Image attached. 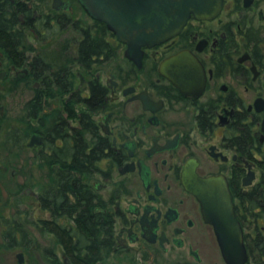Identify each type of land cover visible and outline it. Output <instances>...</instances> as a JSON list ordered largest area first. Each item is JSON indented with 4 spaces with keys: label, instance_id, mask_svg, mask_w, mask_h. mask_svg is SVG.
Listing matches in <instances>:
<instances>
[{
    "label": "flooded vegetation",
    "instance_id": "af4514ba",
    "mask_svg": "<svg viewBox=\"0 0 264 264\" xmlns=\"http://www.w3.org/2000/svg\"><path fill=\"white\" fill-rule=\"evenodd\" d=\"M9 5L17 34L6 54L0 50V97L7 99L0 124L7 116L9 164L25 151L44 166L38 190L30 179L11 191L35 195L49 212L35 224L55 219L76 235L85 211L102 214L113 226L114 246L106 244L97 264H115L111 258L228 264L201 200L184 184L185 169L194 167L201 177L227 179L244 231L245 264H264V0H223L212 18L191 14L177 34L142 46L140 63L81 0ZM184 50L198 59L181 64L187 78L200 75L195 66L205 74L203 84L189 82L186 91L175 83L170 60L167 75L161 71L165 59ZM53 178L56 197L49 199ZM25 205L5 221L19 225L12 246L23 248L31 221ZM48 232L61 246V252L45 248L50 258L62 264L78 258L76 238L70 257Z\"/></svg>",
    "mask_w": 264,
    "mask_h": 264
},
{
    "label": "water",
    "instance_id": "95a60500",
    "mask_svg": "<svg viewBox=\"0 0 264 264\" xmlns=\"http://www.w3.org/2000/svg\"><path fill=\"white\" fill-rule=\"evenodd\" d=\"M87 11L96 19L102 20L114 30L118 38L128 44L126 54L140 63L142 46L162 43L177 34L191 14L199 18L216 16L223 0H81ZM174 65L177 72L175 83L184 91L189 82L203 84V67L200 75L182 72L187 67L181 65L185 60L197 62V57L188 50L181 51L161 64V71L167 75L166 67ZM193 67L194 69H196ZM170 77H173L170 74ZM189 77V75H188ZM186 91V90H185ZM33 141L30 143L33 144ZM185 186L202 202L206 219L214 224L219 235L223 255L228 264H245L248 252L244 243V231L238 220L234 201L227 179L222 175L199 176L194 167L185 169ZM245 179L244 183H249ZM19 264L23 253H19Z\"/></svg>",
    "mask_w": 264,
    "mask_h": 264
},
{
    "label": "rangeland",
    "instance_id": "374dc122",
    "mask_svg": "<svg viewBox=\"0 0 264 264\" xmlns=\"http://www.w3.org/2000/svg\"><path fill=\"white\" fill-rule=\"evenodd\" d=\"M3 97H0V105L7 103L6 96L3 95ZM9 112H11V108ZM8 126L9 123L6 116L0 124V166L9 165V169L0 167V264H17V253L20 251L24 252V248L26 249L23 264H54L45 248L52 247L57 252H61V246L57 242L56 236L46 230H41L34 222L38 221L41 216L49 217V212L41 208L35 195L33 198L30 194L18 195L15 193V195L11 192L17 188L18 183L30 179H32L30 180L31 188L38 190L37 183L43 181L45 169L39 163L32 162V159H29V152L25 151L22 152V157L19 158L18 162L15 164L8 163L7 148H2V144L6 145L5 131ZM13 168L17 169L14 175L12 174ZM26 203L31 206L29 243L24 248L20 244L18 246H8L4 235L6 228L5 221L10 216L11 218L18 217L17 209H23ZM32 221L34 222L33 224ZM110 262L129 264L127 260L122 258L120 260L118 258H111Z\"/></svg>",
    "mask_w": 264,
    "mask_h": 264
},
{
    "label": "trees",
    "instance_id": "16d2710c",
    "mask_svg": "<svg viewBox=\"0 0 264 264\" xmlns=\"http://www.w3.org/2000/svg\"><path fill=\"white\" fill-rule=\"evenodd\" d=\"M15 23L14 17L10 12L9 0H0V50L3 53H7L9 49V40L12 36H15L17 32H13V24ZM6 141V137H5ZM2 148H7V143L2 144ZM264 180V179H263ZM57 181L53 178L49 181L47 185V189H49L46 193V197L49 199H55L56 195L54 189L56 188ZM50 208H52L55 214V206L52 202H48L47 204ZM86 223L82 226L78 227L77 233L75 235V229L67 228L65 226L59 227L56 220L54 222H45V227H40V229H47L55 233L60 241H63V244L71 257V253L73 252L74 244L73 240L75 238L78 241V258L68 260V263L74 264H97L99 260H102L103 251L107 244L108 247L112 250L114 246L113 241V226L110 223L108 225L103 221L104 217L102 214H97L95 217H92L87 211H85ZM100 221V222H98ZM6 222L7 228H5L4 235L5 240L7 241L8 246L14 245V237L15 230L19 228V225L15 224L13 228L9 226ZM42 223V222H40ZM15 229V230H14ZM21 228H19L20 230ZM74 238V239H73ZM255 253L259 252V250H254ZM255 255V254H254ZM259 257V255H255ZM51 261L54 264H62L60 259L55 257L51 258Z\"/></svg>",
    "mask_w": 264,
    "mask_h": 264
}]
</instances>
